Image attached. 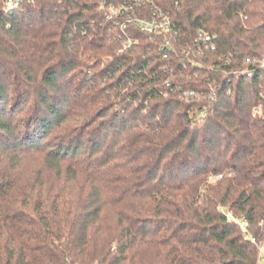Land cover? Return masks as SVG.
<instances>
[{
	"label": "trees",
	"instance_id": "1",
	"mask_svg": "<svg viewBox=\"0 0 264 264\" xmlns=\"http://www.w3.org/2000/svg\"><path fill=\"white\" fill-rule=\"evenodd\" d=\"M131 3L0 0V264L264 259V0Z\"/></svg>",
	"mask_w": 264,
	"mask_h": 264
},
{
	"label": "built area",
	"instance_id": "2",
	"mask_svg": "<svg viewBox=\"0 0 264 264\" xmlns=\"http://www.w3.org/2000/svg\"><path fill=\"white\" fill-rule=\"evenodd\" d=\"M21 1L22 0H6V4L7 5H18ZM150 1L151 0H132L131 6L129 8L126 6L120 7V9L114 11V16L119 15L121 11L123 13H126L125 21L121 22L122 28H126L128 24V25H135L138 29L148 32V33H157L161 30H170L171 29L170 17L161 11L153 12V10L155 9L153 4L150 5L151 6L150 11H152L151 14L145 15V14L139 13L141 9L143 8L144 4ZM204 40L209 41L210 37L205 36ZM134 44H135V41L128 36L125 48L131 47ZM165 45H168V43H166ZM188 94L190 96L193 95L192 92ZM218 178H222V176H219ZM261 254H263V249H261Z\"/></svg>",
	"mask_w": 264,
	"mask_h": 264
},
{
	"label": "rangeland",
	"instance_id": "3",
	"mask_svg": "<svg viewBox=\"0 0 264 264\" xmlns=\"http://www.w3.org/2000/svg\"><path fill=\"white\" fill-rule=\"evenodd\" d=\"M258 264H264V259H260Z\"/></svg>",
	"mask_w": 264,
	"mask_h": 264
}]
</instances>
